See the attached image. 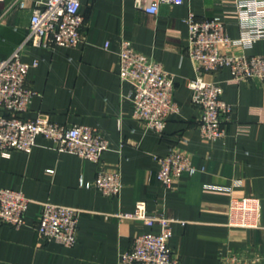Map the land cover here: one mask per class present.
I'll return each mask as SVG.
<instances>
[{"label":"crops","instance_id":"obj_1","mask_svg":"<svg viewBox=\"0 0 264 264\" xmlns=\"http://www.w3.org/2000/svg\"><path fill=\"white\" fill-rule=\"evenodd\" d=\"M228 3L186 0L162 5L152 15L136 8L134 0H81L84 40L77 47L23 49L26 63L37 62L29 70L28 85L38 95L20 116L43 115L64 126L96 128L110 149L102 164H94L59 153L52 141L39 136L30 153L0 154V189L22 191L31 200L25 226L0 225V264H118L135 236L160 231L158 225L116 217L133 212L140 201L149 213L161 212L175 221L170 246L183 264H264V85L236 81L229 68L203 74L205 81L223 87V98L233 108L223 125L227 135L216 142L202 138L199 110L188 87L197 75L188 57L189 16L196 21L220 16L229 37L238 39L239 18ZM32 7L31 0L24 9L14 0L0 2V60L26 40ZM122 40L162 62L175 76L174 100L181 113L169 119L163 134L133 118L134 89L119 75ZM245 53L264 55V40ZM239 128L248 134L238 135ZM172 148L191 156L197 172L183 174L166 188L157 179L155 157L166 156ZM118 165L123 184L118 198L81 183L92 182L101 166ZM246 196L261 201L257 228L229 227L231 199ZM46 202L81 210L74 247L37 235L36 218ZM234 257L238 260L232 263Z\"/></svg>","mask_w":264,"mask_h":264},{"label":"built area","instance_id":"obj_2","mask_svg":"<svg viewBox=\"0 0 264 264\" xmlns=\"http://www.w3.org/2000/svg\"><path fill=\"white\" fill-rule=\"evenodd\" d=\"M5 0H0L4 2ZM28 0H14L24 9ZM32 17L26 40L12 55L0 60V154L9 156L13 151L30 153L39 136L53 142L59 153H71L94 164H102V155L110 149L109 141L98 129L54 123L47 116L26 119L33 98L38 95L28 85V74L34 64L23 60V49L32 45L52 49L75 48L84 40L85 18L81 13V0H31ZM186 0H134L135 7L148 14L157 15L162 5H180ZM239 18L241 36L232 39L227 34V23L220 17L196 21L188 19V57L196 70V77L188 81L192 104L199 110L197 120L202 138L216 142L226 137L223 127L232 113V105L223 98V87L214 81H205L204 73L229 68L236 81L255 80L264 85V55H248V50L259 40H264V1L228 0ZM108 45H106L107 47ZM241 50L242 53H236ZM120 79L133 86V118L147 129L163 134L172 116L181 113L174 100L175 76L165 65L135 49L129 40H122L119 53ZM238 135L248 130L239 128ZM159 165L157 179L166 188L183 174L197 172L192 157L172 148L166 156H156ZM81 183L95 188L106 197L121 195L122 171L101 166L92 182ZM31 200L19 190L0 189V225L20 229L27 224ZM261 201L255 196L233 197L228 205V226L255 229L258 226ZM81 210L49 202L42 203L36 218L35 231L47 241L66 247L77 244V231ZM122 220L142 222L147 226L158 225V233L135 236L131 248L120 254L118 264H183L174 254L170 241L173 236V219L164 213L147 211L146 203L137 202L131 213H120ZM234 257L231 261L236 262Z\"/></svg>","mask_w":264,"mask_h":264}]
</instances>
